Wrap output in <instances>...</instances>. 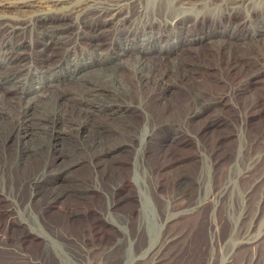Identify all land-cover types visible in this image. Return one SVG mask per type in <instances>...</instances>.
<instances>
[{
  "label": "bare ground",
  "instance_id": "bare-ground-1",
  "mask_svg": "<svg viewBox=\"0 0 264 264\" xmlns=\"http://www.w3.org/2000/svg\"><path fill=\"white\" fill-rule=\"evenodd\" d=\"M211 23L234 27L229 33L218 27L207 32L206 25ZM0 31V98L13 91L9 107L0 105V197L4 192L14 197L11 208L0 206V255L4 257L0 264H137L146 258L152 264L163 263L168 258L164 249L181 235L164 232L177 214L172 213L169 196L157 192L158 198L152 196L148 178L154 176L145 163L146 146L160 139L159 145L179 144L184 136L171 124L173 119L183 126L191 112L185 109L192 106L200 116L210 106L200 87H184L198 70L188 60L202 58L198 49L211 40L209 32L228 34L231 44L221 46V52L242 70L246 84L260 81L264 74V0H0ZM173 34L175 41L169 44ZM108 45L111 48L104 52ZM85 46L90 51L87 54L82 50ZM130 47L137 48L135 62L118 61L115 68L105 70L108 62L117 60L115 53L122 55L121 48ZM94 65L101 66L98 70L119 86L89 77ZM69 79L78 84L77 91L50 92L42 102L28 95ZM35 81L41 86L34 87ZM48 103L55 107L48 109ZM70 106L73 110L69 112ZM169 125L173 130L167 134L164 130ZM129 147L135 148L129 178L139 189L134 197L137 207L131 216L120 214L97 222L98 228L108 226L121 234L111 246H103L102 229L96 231L92 226L86 234L68 220L47 217L48 209L66 195L105 194L98 183L89 185L73 176L86 161L96 175L112 180L113 198L108 197L107 206L109 210L118 206L114 195L126 189L127 180L115 181L114 171L121 160L119 154ZM67 151L72 154L70 159L59 164ZM263 162L264 146L249 156V163L244 162L239 146L220 191H213L215 166L207 161L202 162L195 180L182 182L191 189L197 184L194 195L201 197L205 190L213 200L207 215L210 250L199 264H233L239 247L264 238V213L261 218H250L248 210L256 189L264 200V167L256 173ZM246 177L251 181L245 189L240 180ZM64 178L72 181L58 189L55 183ZM10 185L15 194L5 190ZM25 185L31 191L22 204L18 196ZM158 186L159 182L156 191ZM204 203L207 200L197 209L204 211ZM17 213L25 219H17ZM225 219L229 222L226 233Z\"/></svg>",
  "mask_w": 264,
  "mask_h": 264
},
{
  "label": "rangeland",
  "instance_id": "rangeland-1",
  "mask_svg": "<svg viewBox=\"0 0 264 264\" xmlns=\"http://www.w3.org/2000/svg\"><path fill=\"white\" fill-rule=\"evenodd\" d=\"M255 24L259 25V21ZM215 27L228 29L227 33H229L234 25L228 28L211 23L206 25V30L208 32ZM118 33L119 30H116L114 33L117 38L119 37ZM209 33L212 34L211 40L204 44V48L198 49L201 51L202 58L197 57L195 60H188L189 64L197 67L198 70L195 76L184 84V87H200L205 91V101L210 106L199 116L195 115L194 108L191 105H189L191 106L190 108L186 105L189 109L185 110L191 111L190 120L183 126H178L177 122L174 121L175 119L172 118L173 122L171 124L175 123L174 126L179 127L184 136L179 144L170 147L163 142L162 145H159L160 141H162L160 139V141L152 142L146 146L149 149H147L149 153L145 163L151 169L152 176H154L153 180L148 178L152 196L158 198L159 195L156 192L163 196H169L172 201V213L177 214L175 218L170 220V223L166 224L164 232L181 235L177 238V241L166 246L163 253H166L168 258L160 264H199L208 258L211 238L209 230L210 222L207 215L213 206V200L209 198L205 190H203L201 197L194 195L195 187L198 186L197 184L191 189L184 188L182 182L184 180L187 182L188 180H195L201 169L202 162L204 164L206 161L211 162V165L215 166L214 174L216 175L213 179L212 187L213 191L218 192L223 188V180L228 174L226 172L235 163V155L239 146L243 147L245 163H249V156L252 153L254 154L264 146V74L261 76L259 82L246 84L242 70L233 65L228 60L227 55L221 52V46L231 44L227 43L229 42L228 34H226L227 36L225 34L224 36H220L218 34L213 35L212 32ZM28 35L30 36L29 32ZM173 35L169 44L175 41L176 35ZM202 35V32L198 33V36ZM147 36L150 35L147 34ZM2 37L3 32L0 31V43ZM250 45L252 47L256 46L255 42H252ZM110 48L111 45H108L104 48V52H108ZM133 48L130 47L126 50L121 48L122 53H125L122 55L115 53L114 57H118L117 60L108 62L109 65L105 70L115 68L118 65L117 63H119L118 61H122V63L135 62L138 52L137 48ZM82 50L86 53L88 48L85 46ZM94 56L99 57V55ZM120 58H123V60H118ZM98 67L101 66H92V69L88 72L89 77L106 85L119 86L117 82L107 79L106 74L98 70ZM33 85L34 87L41 86L38 81H35ZM52 85L34 90L28 95L32 97L33 101L42 102L44 95L47 93L57 94L78 90V84L70 79L57 81ZM173 87L176 86L174 85ZM157 92H153L152 95H155ZM12 97L13 91H7L0 98V105L9 107ZM181 101L185 103L186 99L184 98ZM66 102L70 103L68 99ZM46 105L48 109L55 107L53 103ZM68 109L70 112L73 110V107L70 106ZM185 110L184 112L182 110V112L185 113ZM171 113H173V110ZM170 126L167 128L168 130H164L165 133L169 134L172 132L173 128ZM170 137L171 134L168 138ZM134 150V147H129L128 150L122 151L119 154L121 160L115 166L117 167L114 171L115 181L127 180L126 189L120 194L114 195L116 201H119L118 206H112L111 211L108 209L109 206H107L109 203L108 197L113 198L112 180L109 182L103 179L102 174L96 175L93 172V166L90 162L86 161L76 170V173L79 172V174L73 176L83 178L89 185L98 183L104 189L105 194L102 197L90 195L91 197L87 198L66 195L59 198V201L48 209L47 217L52 220H68L76 225L81 232H86V234H89L92 226L96 231H101L100 229H102L104 237L103 246H111L112 241L119 238L121 234L108 226L98 228L97 222H101L102 219L114 218L120 214L131 216L134 208L137 207L134 206L137 205V198L134 197L138 194L139 189L129 178L133 171ZM71 155L67 151L60 157L58 163L64 164V161L69 160ZM263 167L264 162L258 166L256 173L259 174ZM252 176H255V174ZM71 181V178H64L57 181L55 186L58 189H62L63 185L69 184ZM240 181L241 186L246 189L251 181V177H246ZM157 182H159V186L156 191L155 184ZM5 190L12 193L14 189L10 185ZM30 191L31 189L28 185L22 188L18 196L20 203L22 202L23 204L25 202L30 195ZM4 193L6 195H1L2 197H0V206L2 209L11 208L14 205V197L13 195H8V192ZM260 194L261 190L256 189L249 198L248 210L250 218L252 216L261 218L264 213V200L261 199ZM228 195L229 192L223 198L225 199ZM206 200L208 202L204 203V206H207L206 210L204 209L203 211V208L197 209ZM220 205L223 208V202H220ZM258 206H260L259 210ZM16 217L19 220L25 219L23 214L17 213ZM250 218L246 220V224L249 223ZM224 223L226 233L229 229V222L225 219ZM199 225L200 229H198ZM197 230L199 233H197ZM131 231L133 234L135 233L134 223H132ZM190 246L191 250H189ZM183 247H186V250ZM3 260L4 257L0 255V263ZM263 262L264 238L255 245L249 244L239 247L234 253L232 263L263 264ZM137 264H152L151 258L140 260Z\"/></svg>",
  "mask_w": 264,
  "mask_h": 264
}]
</instances>
